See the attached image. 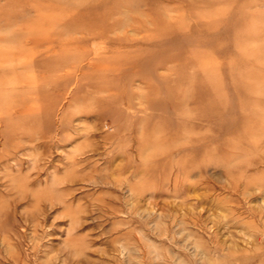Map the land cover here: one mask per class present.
Listing matches in <instances>:
<instances>
[{
    "label": "rangeland",
    "instance_id": "obj_1",
    "mask_svg": "<svg viewBox=\"0 0 264 264\" xmlns=\"http://www.w3.org/2000/svg\"><path fill=\"white\" fill-rule=\"evenodd\" d=\"M198 5L0 0V264H264V0Z\"/></svg>",
    "mask_w": 264,
    "mask_h": 264
},
{
    "label": "bare ground",
    "instance_id": "obj_2",
    "mask_svg": "<svg viewBox=\"0 0 264 264\" xmlns=\"http://www.w3.org/2000/svg\"><path fill=\"white\" fill-rule=\"evenodd\" d=\"M56 1V0H55ZM68 1V0H67ZM188 1V5H189V7L192 9V8H195V9H197V8H200V5H198V3H199V1H203V3H205L206 5V7L205 8H209V10L213 7V4L216 2V1H219V0H187ZM58 2V1H57ZM69 2H71V1H69ZM202 7H204V6H202ZM64 8H65V6H64ZM65 10H68V9H65ZM68 17V16H67ZM211 20L212 19H208V21H207V23L209 24L210 22H211ZM93 21V19L92 20H90L89 18H85V19H83L82 20V22H81V20H80V22L81 23H79V24H88V23H90V22H92ZM64 27H66L65 29H64V31L63 32H69L70 30H72V28H70V26L69 25H66V23H65V26ZM62 63H64V62H62ZM61 63V64H62ZM198 116L196 115L195 117H191V121H195V119L197 118ZM209 118H211L212 116H208ZM207 118V117H206ZM194 123V122H193ZM193 123H191L190 122V124H189V127H191V128H194V125H193ZM259 126H261V124H259ZM259 129L260 128H257V127H255V130H258L259 131ZM245 130V129H244ZM244 130H243V132H244ZM182 133V132H181ZM244 133H249L248 131H246L245 130V132ZM191 136V135H190ZM197 141V140H196ZM195 141V142H196Z\"/></svg>",
    "mask_w": 264,
    "mask_h": 264
}]
</instances>
